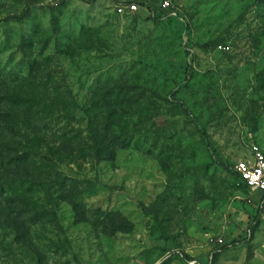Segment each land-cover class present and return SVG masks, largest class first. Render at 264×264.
Wrapping results in <instances>:
<instances>
[{
    "label": "rangeland",
    "instance_id": "374dc122",
    "mask_svg": "<svg viewBox=\"0 0 264 264\" xmlns=\"http://www.w3.org/2000/svg\"><path fill=\"white\" fill-rule=\"evenodd\" d=\"M253 146L264 0H0V264H264Z\"/></svg>",
    "mask_w": 264,
    "mask_h": 264
},
{
    "label": "built area",
    "instance_id": "2783aa9c",
    "mask_svg": "<svg viewBox=\"0 0 264 264\" xmlns=\"http://www.w3.org/2000/svg\"><path fill=\"white\" fill-rule=\"evenodd\" d=\"M168 5V2H164L162 10L167 9ZM137 11L138 5L135 3L117 7V12L121 15ZM234 171L239 174L248 190L264 194V151L260 147L253 146L249 157L238 161L234 165Z\"/></svg>",
    "mask_w": 264,
    "mask_h": 264
},
{
    "label": "trees",
    "instance_id": "16d2710c",
    "mask_svg": "<svg viewBox=\"0 0 264 264\" xmlns=\"http://www.w3.org/2000/svg\"><path fill=\"white\" fill-rule=\"evenodd\" d=\"M231 172L236 176V178L238 179V181L244 185L246 188V184L242 181L241 177L239 176V174H237L235 171H234V166H231ZM259 220V216L256 218V221ZM238 245L237 242H232L228 245H224L222 246L219 250H215L212 254H211V264H217V262L219 261V259L221 258V255L226 252L227 250H229L230 248L232 247H236ZM174 255L176 254H171L169 255L168 257H166L161 263L159 264H172L174 262ZM180 258V260L182 262H185V263H191L194 261V258L191 257L190 255L188 254H179L178 256Z\"/></svg>",
    "mask_w": 264,
    "mask_h": 264
},
{
    "label": "crops",
    "instance_id": "0c3cea01",
    "mask_svg": "<svg viewBox=\"0 0 264 264\" xmlns=\"http://www.w3.org/2000/svg\"><path fill=\"white\" fill-rule=\"evenodd\" d=\"M258 193H260V192H258ZM263 200H264V198H263Z\"/></svg>",
    "mask_w": 264,
    "mask_h": 264
}]
</instances>
